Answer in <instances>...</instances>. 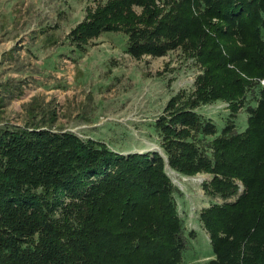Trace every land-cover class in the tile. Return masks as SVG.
Listing matches in <instances>:
<instances>
[{
    "label": "trees",
    "instance_id": "1",
    "mask_svg": "<svg viewBox=\"0 0 264 264\" xmlns=\"http://www.w3.org/2000/svg\"><path fill=\"white\" fill-rule=\"evenodd\" d=\"M263 29L264 0H105L88 9L67 33L74 49L116 31L135 59L181 48L201 72L152 123L162 153H122L41 121L0 126V264H264ZM216 101L231 111L218 134L196 111ZM243 104L238 130L232 116ZM166 166L210 174L203 189L222 200L199 214L213 255L204 263L183 261L190 241Z\"/></svg>",
    "mask_w": 264,
    "mask_h": 264
},
{
    "label": "rangeland",
    "instance_id": "2",
    "mask_svg": "<svg viewBox=\"0 0 264 264\" xmlns=\"http://www.w3.org/2000/svg\"><path fill=\"white\" fill-rule=\"evenodd\" d=\"M103 1L0 0V126L23 128L41 121L122 153H162L152 123L171 96L191 93L202 66L181 48L135 59L125 52L126 36L116 31L102 33L83 53L74 49L67 33ZM245 108L232 116L238 130L246 127ZM196 111L217 134L231 117L223 101ZM166 171L179 189L177 211L190 241L183 261L204 263L213 255L199 214L222 200L203 189L210 174L181 176L169 166Z\"/></svg>",
    "mask_w": 264,
    "mask_h": 264
},
{
    "label": "built area",
    "instance_id": "3",
    "mask_svg": "<svg viewBox=\"0 0 264 264\" xmlns=\"http://www.w3.org/2000/svg\"><path fill=\"white\" fill-rule=\"evenodd\" d=\"M261 83L264 84V81L262 80Z\"/></svg>",
    "mask_w": 264,
    "mask_h": 264
},
{
    "label": "bare ground",
    "instance_id": "4",
    "mask_svg": "<svg viewBox=\"0 0 264 264\" xmlns=\"http://www.w3.org/2000/svg\"><path fill=\"white\" fill-rule=\"evenodd\" d=\"M200 180V179H199Z\"/></svg>",
    "mask_w": 264,
    "mask_h": 264
}]
</instances>
